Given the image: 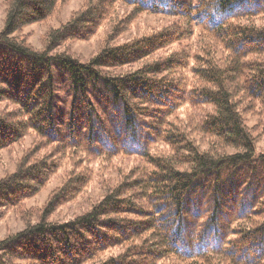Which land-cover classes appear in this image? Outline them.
Returning <instances> with one entry per match:
<instances>
[{
  "label": "trees",
  "instance_id": "1",
  "mask_svg": "<svg viewBox=\"0 0 264 264\" xmlns=\"http://www.w3.org/2000/svg\"><path fill=\"white\" fill-rule=\"evenodd\" d=\"M66 1L8 0L0 30V102L14 107L0 112V150L37 139L0 180V210L69 165L38 221L0 240V264H264V152L241 116L248 101L264 135V0H88L41 51L14 37ZM117 2L178 22L86 63L55 51L89 38ZM192 28L195 51L157 57ZM185 107L199 110L190 125ZM119 155L142 164L86 212L48 219L90 182L79 161Z\"/></svg>",
  "mask_w": 264,
  "mask_h": 264
},
{
  "label": "rangeland",
  "instance_id": "2",
  "mask_svg": "<svg viewBox=\"0 0 264 264\" xmlns=\"http://www.w3.org/2000/svg\"><path fill=\"white\" fill-rule=\"evenodd\" d=\"M88 0H67L61 5L54 18L27 25L14 34V37L23 40L26 45L35 51H41L45 45V37L49 31L65 24L74 14L80 12ZM8 0H0V30L6 16ZM177 18L165 16L159 13L150 11H136L123 3H114L110 8L109 17L102 22L100 27L85 40H68L56 48V52H65L77 59L81 63L88 62L97 52L105 45H114L129 42L133 39L139 38L143 35L158 32L171 25L177 24ZM256 26L264 25V18L255 21ZM195 28H192L191 39L181 41L169 46L165 50L157 53V57H164L170 52L183 50L187 48L189 51H195L199 34ZM207 42V41H205ZM264 61V56L261 57ZM192 63V61H191ZM191 67V66H190ZM136 67H125L124 70L134 69ZM182 72L188 74L187 70ZM183 71V70H182ZM251 104L247 101L243 103L241 116L244 117L248 128H251L254 134L256 149L259 152H264V135L261 132L262 115L259 114L255 108H251ZM259 107L258 105H256ZM248 108V109H247ZM251 108V109H250ZM14 107L0 102V112H11ZM188 110V111H187ZM205 110V109H204ZM181 112H185L181 113ZM202 111H200L201 113ZM181 113V114H180ZM199 110H192L183 108L179 111L181 120H186L189 123V118L192 116L196 119V114ZM196 116V117H195ZM185 122V121H184ZM254 127V129H253ZM260 130V131H259ZM206 142V141H205ZM34 144H37V139L31 135L25 136L20 142L0 150V180L7 175L13 173L19 160L23 157ZM156 150L158 152L167 154L168 148L161 145ZM81 158V156H79ZM81 166L90 173V182L82 193L77 195L74 199L64 202L59 205L56 210L48 218L52 221L65 222L73 217L86 212L97 201H99L105 193V187L117 183L120 178L127 174L131 169L139 166L142 162L139 159L119 155L112 158H95L82 159L79 161ZM69 165L66 161L61 168L54 174L49 183L44 186L37 195L27 199L20 208H8L0 210V240L5 239L9 235H13L22 231L26 225L33 224L38 221L42 209L54 190H56L63 182V178ZM121 250H115L112 253L117 254Z\"/></svg>",
  "mask_w": 264,
  "mask_h": 264
}]
</instances>
